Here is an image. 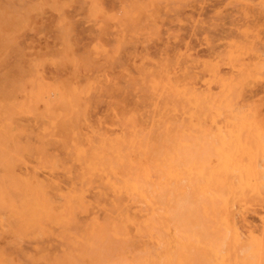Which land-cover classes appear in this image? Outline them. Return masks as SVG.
<instances>
[{"label":"rangeland","instance_id":"obj_1","mask_svg":"<svg viewBox=\"0 0 264 264\" xmlns=\"http://www.w3.org/2000/svg\"><path fill=\"white\" fill-rule=\"evenodd\" d=\"M139 169L200 185L183 264H264V0H0V264L153 251L110 228Z\"/></svg>","mask_w":264,"mask_h":264},{"label":"bare ground","instance_id":"obj_2","mask_svg":"<svg viewBox=\"0 0 264 264\" xmlns=\"http://www.w3.org/2000/svg\"><path fill=\"white\" fill-rule=\"evenodd\" d=\"M148 173H149L148 169H139L134 175V177L136 176L134 178L135 179L134 182H132V183L126 182L127 184L130 185V187H128V185L125 184V182H124L126 187H128L129 189L132 188L133 191L132 190L131 191L134 192V194L136 196L135 202H134V205H135L134 210L132 213H128L127 211H121L118 214V217L116 219L110 218L109 221H110V228H111L113 234L118 235L119 237H122V238H127L131 234L136 235L137 236L136 238L145 237L148 240L152 241V243H154V245H155V248H153L154 250L152 251V249L150 247L151 251L150 250H148V251L144 250L145 252L142 251L143 252L142 254H139L136 256H131L130 258H128L127 255L121 251V252H119V256H117V257H119L118 260L115 261L114 263H111V260H110V262L107 263L106 259L104 260L101 257L102 256L101 253L96 250L92 253V255L90 254L91 259H89V261H93L92 264H109V263H111V264H183L182 258L184 257L185 250L187 248H193L194 249L195 247H198L200 245H208L209 247H212L213 249L220 250V251L223 248L222 245L224 244L223 243L224 241H222V240H224V239H221L223 237H221V238L218 237L219 238L218 240H216L214 238L210 239V240H204V237H202V234H203L202 232H204V230L201 229L202 225L200 224L198 209H199V206H204V204L202 205L203 198H202L201 192L199 191L200 185H198V184H193V185L192 184H186V185H178L176 187L174 186V188H171V189H176V191L178 190L179 193L178 194L176 193V196L181 194L180 197H185L184 195H186V194H187L186 196H188L189 192L190 193L192 192L189 195V196H191L189 201L187 203H184V202L180 201L181 198H179V196L175 198V194H173V193H175L176 191H174V190L172 193V195L174 197L172 198L171 195L169 196V194L171 192L169 190L168 185H165V186L160 185L161 187H159L156 184L157 182L155 183V181L152 182L151 179H147L149 177ZM193 180H191V182ZM177 187H178V189H177ZM202 188H204V187H202ZM188 190H189V192H188ZM214 193H216V192H214ZM222 195H224V194H222ZM186 199H185V201H186ZM209 199H211V198H209ZM216 199H217V203H215L213 205V209L214 210L220 209V211L225 213V215H226L225 219L227 220V222L229 219V225L233 224V219H234L233 214L231 213V215H229L227 213L228 211H226V206L229 202L228 198H224V197L216 195ZM216 207H218V208H216ZM216 214H218V212ZM213 215H214V213H213ZM222 216H223V214H222ZM92 220L94 221L93 218H92ZM92 220L89 223L90 225L88 224L90 226L89 228H91ZM188 221L190 222L189 223L190 225L187 223ZM93 223H95V222H93ZM95 226H96L95 232L98 231L99 234L101 236H103V230L101 228H99L97 230V228H98L97 223L95 224ZM231 230H233V228ZM234 230H236V229L234 228ZM232 235L235 237L237 236L236 232H235V234H232ZM228 236H229V234H228ZM225 237L227 238V235ZM90 239H91V237L89 238V240ZM96 239H98V238H96ZM146 243H147V241H146ZM94 244H95V241H94ZM83 246L84 247H81V245H80V247L83 248V250L86 248L84 251L85 254L82 253L83 251L81 252L83 254V256L85 255V259L82 256V254H81V256L83 257V259L85 261H87V257H90L89 251H88V248L90 246L88 248L85 247V245H83ZM143 247L145 249V246H143ZM152 247H154V246H152ZM74 248H72V249H74ZM96 248H98V247H96ZM75 249H77V246ZM75 249H74V251H75ZM142 249L143 248H141V250ZM124 250H126V249H124ZM78 251L79 250H76V254L77 253L79 254ZM80 251H81V249H80ZM137 251L140 252V250H137ZM131 252H132V250H131ZM70 255H72V253H70ZM75 255L73 256V258L71 257V261H73V262H71L69 264L75 263L76 259L72 260V259L77 257ZM104 257H106V256H104ZM189 260H190L191 264H200L199 262L195 261L194 255L190 254ZM85 261H84V263H85ZM76 262H77V260H76ZM82 263H83V261H82ZM79 264H80V261H79Z\"/></svg>","mask_w":264,"mask_h":264}]
</instances>
